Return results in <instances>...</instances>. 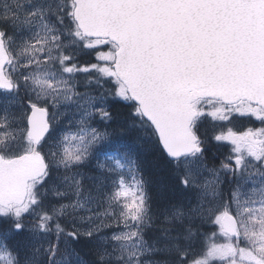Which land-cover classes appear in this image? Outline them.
I'll return each instance as SVG.
<instances>
[{"label": "snow or ice", "instance_id": "6c2138e0", "mask_svg": "<svg viewBox=\"0 0 264 264\" xmlns=\"http://www.w3.org/2000/svg\"><path fill=\"white\" fill-rule=\"evenodd\" d=\"M0 264H264V0H0Z\"/></svg>", "mask_w": 264, "mask_h": 264}, {"label": "trees", "instance_id": "16d2710c", "mask_svg": "<svg viewBox=\"0 0 264 264\" xmlns=\"http://www.w3.org/2000/svg\"><path fill=\"white\" fill-rule=\"evenodd\" d=\"M145 175L152 181H158L164 176L162 161H158L151 151L141 153Z\"/></svg>", "mask_w": 264, "mask_h": 264}, {"label": "rangeland", "instance_id": "374dc122", "mask_svg": "<svg viewBox=\"0 0 264 264\" xmlns=\"http://www.w3.org/2000/svg\"><path fill=\"white\" fill-rule=\"evenodd\" d=\"M247 122L246 121H240L237 123V127H242V126H246ZM256 126H259L258 124Z\"/></svg>", "mask_w": 264, "mask_h": 264}, {"label": "flooded vegetation", "instance_id": "af4514ba", "mask_svg": "<svg viewBox=\"0 0 264 264\" xmlns=\"http://www.w3.org/2000/svg\"><path fill=\"white\" fill-rule=\"evenodd\" d=\"M85 59H88L87 57H85Z\"/></svg>", "mask_w": 264, "mask_h": 264}]
</instances>
